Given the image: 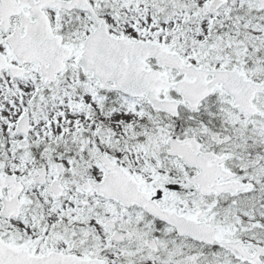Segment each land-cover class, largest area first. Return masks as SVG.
<instances>
[{"label": "snow or ice", "instance_id": "1", "mask_svg": "<svg viewBox=\"0 0 264 264\" xmlns=\"http://www.w3.org/2000/svg\"><path fill=\"white\" fill-rule=\"evenodd\" d=\"M0 264H264V0H0Z\"/></svg>", "mask_w": 264, "mask_h": 264}]
</instances>
